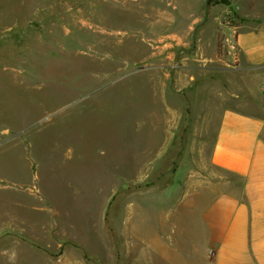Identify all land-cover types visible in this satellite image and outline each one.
<instances>
[{"label": "rangeland", "instance_id": "rangeland-1", "mask_svg": "<svg viewBox=\"0 0 264 264\" xmlns=\"http://www.w3.org/2000/svg\"><path fill=\"white\" fill-rule=\"evenodd\" d=\"M185 4L0 0V176L6 179L0 193L10 198L0 197V262L53 264L55 247L67 240L84 247L94 264H120L132 214L136 225L155 202L175 218L221 174L210 158L219 114L210 111L242 99L239 77L227 74L217 83L202 78L193 97L171 86L176 50L168 68L139 63L152 47L147 26L165 9L183 22ZM229 5H203L208 38L216 30L221 54L223 24L236 21L233 12L221 10ZM166 122L179 127L166 129ZM208 122L211 128L204 129ZM39 175L63 200L64 218L81 241L52 234L48 209L46 224L30 215L34 203L22 195L41 189ZM172 226L164 233L171 239L178 234Z\"/></svg>", "mask_w": 264, "mask_h": 264}, {"label": "crops", "instance_id": "crops-1", "mask_svg": "<svg viewBox=\"0 0 264 264\" xmlns=\"http://www.w3.org/2000/svg\"><path fill=\"white\" fill-rule=\"evenodd\" d=\"M183 1L189 8L183 22L178 23V18L171 17L165 9L158 12V20L155 18L147 26L152 33V40L149 39L152 47L139 63L150 62V68H168V60L176 50L178 58L173 61L174 69L169 75L175 93L189 90L197 97V84L202 78L217 83L227 74L239 77L245 93L242 92V99L235 105H223L210 111L219 114L210 158L221 174L200 188L183 205L184 212L175 218L166 206L158 208L153 205L155 202L147 204L151 208L139 215L140 223L136 225L132 223V214L128 234L121 231L129 247L123 255L120 253V264L122 256L124 264H264V0H232L226 9H221L236 15V21L225 23L222 28L226 39L235 36L239 43L241 62L236 68L189 64L191 59L223 63V54L218 52L216 30H212L208 38L209 27L203 21L208 11H203L207 0ZM211 10L218 9L212 6ZM227 84L231 86L230 82ZM164 124L166 129L179 127V124ZM207 124L204 129L211 128L210 123ZM153 129L158 127L153 124ZM39 178L41 193V189L29 188L24 189L22 195L34 203L30 215L43 219L44 223L48 209L51 212L48 225L51 230L55 228L52 234L81 241L70 227L72 223L64 218L67 214L62 212L63 200L59 201L51 193L54 190L42 184L41 175ZM5 180L0 176V182ZM0 188L6 189L3 184ZM80 190L75 189L77 194ZM0 194L2 200L10 199L3 197L5 193ZM169 225L178 229L173 239L164 235ZM83 248L67 240L60 243L53 256L58 260L53 264H94L87 260Z\"/></svg>", "mask_w": 264, "mask_h": 264}, {"label": "built area", "instance_id": "built-area-1", "mask_svg": "<svg viewBox=\"0 0 264 264\" xmlns=\"http://www.w3.org/2000/svg\"><path fill=\"white\" fill-rule=\"evenodd\" d=\"M222 54V61L225 66L236 68L240 65L241 49L235 36L232 39H223Z\"/></svg>", "mask_w": 264, "mask_h": 264}, {"label": "trees", "instance_id": "trees-1", "mask_svg": "<svg viewBox=\"0 0 264 264\" xmlns=\"http://www.w3.org/2000/svg\"><path fill=\"white\" fill-rule=\"evenodd\" d=\"M213 1H216V0H209L208 3H211V2H213ZM217 1H219V2H221V3H223V4H226V5H229V4H230V0H217Z\"/></svg>", "mask_w": 264, "mask_h": 264}, {"label": "water", "instance_id": "water-1", "mask_svg": "<svg viewBox=\"0 0 264 264\" xmlns=\"http://www.w3.org/2000/svg\"><path fill=\"white\" fill-rule=\"evenodd\" d=\"M209 0H207V4H208Z\"/></svg>", "mask_w": 264, "mask_h": 264}, {"label": "flooded vegetation", "instance_id": "flooded-vegetation-1", "mask_svg": "<svg viewBox=\"0 0 264 264\" xmlns=\"http://www.w3.org/2000/svg\"><path fill=\"white\" fill-rule=\"evenodd\" d=\"M45 220V219H44ZM47 221V220H46Z\"/></svg>", "mask_w": 264, "mask_h": 264}]
</instances>
